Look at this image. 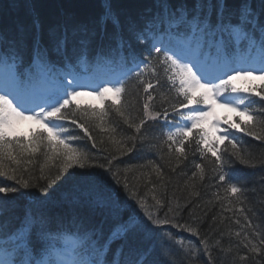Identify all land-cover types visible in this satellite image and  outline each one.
<instances>
[{"label": "snow or ice", "instance_id": "obj_1", "mask_svg": "<svg viewBox=\"0 0 264 264\" xmlns=\"http://www.w3.org/2000/svg\"><path fill=\"white\" fill-rule=\"evenodd\" d=\"M102 6L101 21L111 20L118 24L107 0ZM105 39V33L77 24L53 28L47 39L37 26L30 42L23 36L9 38L0 32V177L19 185V188L0 185V194H4L0 199L7 201L11 199L9 194L37 187L41 195L34 197L32 203L44 205L50 196L49 189L67 173L66 178H76L68 196L73 204L103 210L106 216L115 220V226L107 233L102 225L91 229L75 222L69 227L63 223L53 226L49 216L43 211L33 212L32 204H29L19 226L9 227L2 219L4 207L0 206V264H149L155 246L145 248L141 242L151 241L153 233L168 224L197 237L199 246L192 249V255L195 258L206 255L211 264V247L207 239L200 238L199 230L176 222L167 213L160 218L145 199H138L135 191L128 192L126 179L123 188L136 205H128L132 207V215L127 220L120 217V173L112 167L113 160L118 157L104 155L106 163L97 162L73 143L81 137L73 134L72 126L83 132L96 148L88 122L98 121L96 127L114 134V126L104 127L111 111H115L137 134L127 138L133 142L139 136L144 143L142 130L148 121H163L167 130L158 151L162 153L166 146L168 153L174 151L179 161L180 158L187 159V148L194 143L200 160L212 165L213 179L218 187L216 199L243 204L241 197L245 196L246 189L233 182L232 167L234 161L254 166L255 159L242 147L236 133L264 142V0H237L235 3L191 0V4L180 0L176 5L171 0H154L152 7L129 21L127 36L121 32L112 38L116 46L109 50L119 54L124 65H130L120 77L82 83L69 72L70 78L65 82L61 71L54 89L37 90L39 80L56 77L58 65L63 68L71 65L70 51L79 53L76 56L78 62L85 60L93 44L102 46ZM242 46L249 53L258 48L259 56L241 54ZM137 47L141 49L139 52ZM213 53L214 71L209 72L205 57H211ZM161 72L168 91H174L176 97L172 102L162 95L157 110L152 91L161 84ZM149 74L151 79L146 82L144 77ZM133 79L137 87L143 86L147 95L138 123L124 101L128 94L127 83ZM238 80H258L260 83L240 86L236 83ZM84 88L91 91L80 90ZM84 95L95 96L102 107H82L78 97ZM216 107L226 109L233 116L218 117ZM24 122H31L35 127L21 132ZM110 139L120 155L132 151L125 148V140H117L114 136ZM157 147L156 144L149 145L150 150ZM41 153L46 162L41 165L40 179L47 180L45 186L31 184L19 175L21 166L31 164ZM53 167L56 174L45 176V168L50 173ZM194 167L196 171L192 177L199 175L203 180L204 164L195 163ZM76 168L83 171L69 172ZM152 168L162 176L158 165L152 164ZM24 171H27L26 167ZM152 199L158 208L165 206L155 195ZM179 210V204L175 212L168 207L174 215L179 214ZM212 219L215 221L216 218ZM245 220L250 221V218L246 216ZM247 226L253 227L250 222ZM167 235L171 238L172 233ZM251 237L258 243L246 234L242 244L251 255H242L239 260L264 264V231H253ZM178 243L182 245V242Z\"/></svg>", "mask_w": 264, "mask_h": 264}, {"label": "trees", "instance_id": "obj_2", "mask_svg": "<svg viewBox=\"0 0 264 264\" xmlns=\"http://www.w3.org/2000/svg\"><path fill=\"white\" fill-rule=\"evenodd\" d=\"M19 5L20 0H16ZM61 4L62 13L57 11L54 2L55 0H48L47 3L41 7L38 0H35L36 6V14L40 21V23L44 22V15L47 16L49 22L53 26H59L61 19L67 16L69 11H73V16H83V13L89 11L95 7H99L100 0H56ZM114 7V13L118 16H121L119 10L123 8V5H127V7L136 5L139 7H135L134 9H130L129 11L134 14L137 10L142 8L143 1L142 0H110ZM189 4H191V0H187ZM230 2V0H229ZM64 11V14H63ZM89 13V12H86ZM22 23H26V29L30 27L31 22H29V18L25 15V11L22 10L20 13H17ZM41 16V17H40ZM67 18V17H66ZM73 19H66L65 24L73 23ZM72 21V22H71ZM3 19L0 16V28L2 29ZM75 23V22H74ZM109 24L106 22L104 29ZM117 26V25H116ZM118 34V31L115 32V35ZM139 50H141L139 48ZM163 73L161 72L160 79L161 84L159 87L152 91V95L155 97L154 107L159 110L162 102V95L166 96L169 101L174 102L176 94L175 92L168 91V85L162 83ZM145 81L151 79L149 76L144 77ZM155 81L153 80V83ZM136 81L133 80L130 83H127L128 94L124 96V101L126 106H128L131 114L136 117V122H139V118H142L143 110L142 106L144 101L146 100L147 95L143 92V86H136ZM167 106V105H166ZM255 107V106H254ZM107 123L104 127H115L116 132L109 133L103 132L99 127L95 125L98 124V121L90 120L89 127L91 131V135L94 137V140L97 144L96 148L92 147V141H89L82 132L81 139L74 141L73 143L85 151H93L102 153V155H115L119 158V152L116 150V146L114 144H110V137L114 136L117 140H125L127 142H132V140L127 139L132 136H136L137 134L124 123L123 119L116 114L115 111H111L110 115L107 117ZM163 129L164 127L156 122H147L145 128L142 130L144 139L147 140V134L153 132L156 133V140L153 139L151 144H156L158 147L156 148V153H160L158 148L161 144V141L164 139L163 137ZM238 134L242 133H236ZM138 145H140V137H137ZM261 142V141H260ZM264 143V142H263ZM251 144V143H249ZM107 149L105 152L104 150ZM250 149L253 151L251 153L254 156L253 164L254 166H246L239 163V161H234L232 172L235 174V181L238 185L244 187L246 189L245 196L241 197L244 201L243 204L233 201L232 205L228 203L227 200H222V203H217L216 194L218 192V187L216 186V181L213 179L215 173L212 170V166H205V178L203 180L199 179V175L196 178L192 177V173L196 171L192 160L189 159V155L195 150V144L193 143L191 147L187 148V159L180 158L179 161L176 159V154L173 151L172 154L168 153L167 147L163 146V150L168 154L162 153V156L165 157V161L159 164V168L162 171V176L158 175L156 171L153 170L152 164H154V160L152 158H145L136 155L137 164L134 163V156L129 158L130 163L132 164L129 168H126L122 171L120 176L121 184L118 188L122 189L127 195L128 192L135 191L137 192V188L140 187H149L146 189V197L152 199L153 195H155L158 199H161L164 202L163 208H158L159 213L157 215L160 218H164L167 213L168 217H172L176 222L180 224H188L193 228H197L200 232V237H204V233L206 231L210 232L214 236L211 238H219L225 237L228 239H232L233 237L237 238L236 242V252L238 250L243 251L245 249L243 247L242 235L246 232L247 235L251 237V233L253 231H264V145H251ZM96 160V159H95ZM97 161V160H96ZM117 160H113L115 162ZM142 164H141V163ZM124 164V163H123ZM157 165V164H156ZM13 167H15L13 165ZM25 166L22 165L20 169L19 175H22L24 179L29 180L31 184H39L41 186H45L47 184V180L40 179L41 177V169L36 173L32 172L30 167H26L27 171H24ZM175 169V170H173ZM236 169V171H234ZM77 171L75 173L81 172L83 170L76 168ZM96 171H99L98 169ZM70 172V171H69ZM73 172V170H72ZM51 174L54 176L56 174V170H49L46 168L44 175L48 176ZM125 179L128 182L129 189L126 192L123 188V182ZM61 180V179H60ZM60 180L56 182L50 189L53 190V187L60 183ZM2 184V183H1ZM3 185V184H2ZM5 186V184L3 185ZM19 187V185H18ZM28 189H36V192L39 191L37 187H30ZM26 189V190H28ZM30 193V192H29ZM216 193V194H215ZM4 194H0V198L3 197ZM220 195H222V191H220ZM40 194L37 193L36 197H39ZM50 201L54 200L53 198H48ZM170 202V203H169ZM47 208H44V213L50 218L53 215V210L57 209V202L46 203ZM180 205L179 214L173 215L176 211V205ZM24 202L20 201L19 210L11 215H20L24 209ZM35 206V203H32ZM58 205V204H57ZM223 205V208H222ZM241 205L244 209L240 211L235 210L234 207ZM171 206L174 209V212H169L168 207ZM252 209V211H249ZM4 214H7V206L4 207ZM8 215V214H7ZM250 218V223L253 226L252 229L246 228L247 225H243L241 223H246L245 217ZM213 217H215V221H213ZM239 223H236V221ZM91 221V220H90ZM91 225V222H88ZM94 224V223H93ZM258 226V227H257ZM173 228L170 224L163 225L161 229L156 230L153 233V239L160 241L167 237V228ZM240 232V236L235 235V233ZM173 233V232H172ZM210 235V234H208ZM207 235V236H208ZM207 236L204 238L206 239ZM254 240H257L254 238ZM232 245L230 242H227L225 246ZM224 246V247H225ZM161 259V258H160ZM157 262H153L154 264H161L159 260Z\"/></svg>", "mask_w": 264, "mask_h": 264}, {"label": "bare ground", "instance_id": "obj_3", "mask_svg": "<svg viewBox=\"0 0 264 264\" xmlns=\"http://www.w3.org/2000/svg\"><path fill=\"white\" fill-rule=\"evenodd\" d=\"M47 1L48 0H38L41 7H43L47 3ZM142 1H143V4L141 6L142 8L137 10L136 13L132 14L129 10L139 6L133 5L127 7V5H123V8L119 10L121 16H118L114 13L115 7L113 3L110 0H107V3L110 4L111 6L113 17L116 20H118L119 23L116 24L110 20L107 22L109 25L105 29H104L105 22L101 21L100 19L104 11V8L102 6L104 0L99 1V7H95L89 11H86L89 13L84 12L83 16L74 17L72 15L73 11L72 10L69 11L66 16L67 18L64 17V19L63 18L61 19L59 23V27H63L65 25L66 19L70 20L71 18L73 19L72 21H74L75 23L74 22L70 23L69 24L70 26L73 24L86 25L89 28H94L99 32L105 33L106 39L104 40L102 46L98 47V45L94 43L91 51L88 52L87 58L85 60L78 62L76 56L79 55V53L77 52L76 54H72L70 51V55L72 56L71 65L67 68H63L62 66L58 65L56 70L57 72L56 77L41 79L36 83V86L42 88L47 84L54 82L55 80L58 79L61 71L63 72L64 76H66L67 73L71 72L73 73V75H76L78 78H81L82 80H87L96 74L104 75V79L107 80H114L117 77H120L122 72L125 70V68L130 65H124V63L121 61L119 54L113 53L109 50L110 48H114L116 46L115 41L112 38L115 35V32H117V30L118 33L123 32V34L127 36V26L129 21L139 17L146 9L152 7L154 3V0H142ZM179 2L180 0H171V3L173 5H176ZM235 2H237V0H230V3H235ZM20 4L21 5H19L16 0H0V16H2L3 19V23L1 24L2 29L0 28V32H2L5 36L9 38L23 36L26 39H28V41L30 42L32 34L37 30V26L40 33L43 34L45 39H47V35L51 29L58 27V26H53L49 22L47 18V16L49 15H44L43 18L44 22L40 23L36 14L35 0H20ZM54 5L57 11H59V13H62L61 4H59V2L55 0ZM22 10L25 11V15L29 18L30 20L29 22H31V25L30 27H28V29L25 28L27 24L22 23L21 19L17 17L19 16L17 13H20ZM100 47H102L103 49L102 52H100ZM138 50L139 47H137V51ZM241 54L250 55L254 57L253 54L245 50V46H242ZM149 76L150 74L148 75V77ZM133 80L128 81V83L132 82ZM162 83L167 85L166 79L164 77H162ZM32 127H35V125H33ZM238 137L241 138L242 147L251 153H253V151L250 149L251 145H256V146L259 144L260 146L264 145L263 142L254 140L253 138L244 136L243 134L242 135L238 134ZM156 138H157L156 133L152 131V133L147 134V140L144 139V143H141L140 140V145H138L137 140H135L134 142L132 141L125 143V148H131L132 151L127 152L125 155L119 154V158L117 159V161L113 162L112 164L113 170L114 171L119 170L121 176L122 171H124L126 168H129L132 165L129 161V158L134 155H135L134 158L135 164H137L136 155L145 158L148 157L152 158L154 160L153 162L154 164L157 165L161 164L163 161H165V157L162 156V153L165 154L168 153L165 152L164 150L162 153L161 152L156 153V148H153L151 150L149 149V145L152 143V140L153 139L156 140ZM109 143L113 144L112 141H110ZM133 144H135V147H133ZM88 153L90 156L96 159L97 162L106 163V161L103 160L104 155H100V153L93 151H90ZM25 159H28V157H25ZM189 159L195 163H203L204 166L211 165L207 161H201L199 153L195 152V150L191 153V155H189ZM45 162H46L45 157L41 153L35 159H33L31 164H26L24 166L30 167L31 171L36 173L41 169V165H44ZM51 170H56V168L53 167L51 168ZM69 171L75 173V171L77 170L69 169ZM234 171H236V169ZM66 177H67V173L65 174L64 177H61L60 183L55 187H53L52 191H50L49 189L50 192L49 198L58 199L60 202L58 208L53 210L52 212L53 213L51 217L52 225L55 226L57 223H63L64 226L69 227L73 224V222H75L79 226L85 227L86 225V228H89L90 224L88 222H91L92 228H98L102 225L105 233H107L111 228L115 226L114 218H112L111 216H106L103 210L93 209L87 205L73 204L68 199V196L71 194L74 188L76 178L75 176L68 178ZM235 179H236L235 174L233 173L232 175L233 182L235 181ZM1 183L3 185L5 184V186H15L19 188L14 181L7 180L6 178L0 177V185H2ZM149 187L150 185L148 187L137 188V192H136L137 198L145 199L147 201V204L150 206V208H152L153 211L157 214L159 213L158 211L159 209L155 206V203L152 200L148 199L144 194L146 193L145 190L149 189ZM118 191L120 193L119 199H120V209H121L119 215L124 220H127L128 217L132 215V207H128V205H132L133 207H135L136 201L129 199L128 194L125 195L126 193L122 189L118 188ZM21 193H23L24 195H21ZM37 193L40 194L39 191L36 192V189H28V190L20 189V193L9 194V196L11 197L10 200L6 201L0 199V206L3 207L7 206L8 215L4 214L3 219L9 225V227L19 226L20 221L22 220L21 218H18L19 217L18 215L11 216L19 210L20 201L22 200L25 205H29L32 203ZM222 195H224L223 192ZM216 202L222 203L221 201H216ZM41 211H44L43 205L38 206V212ZM136 211L137 212L140 211L138 207L136 208ZM239 213H241V211ZM141 215L143 214L141 213ZM241 224L245 225L247 224V222ZM166 231L167 233L173 232L171 238L167 236L165 237V239H162L157 242L153 238L151 241L144 240L141 242L142 246L145 248L152 245L155 246L154 251L149 257V264H154L153 262L154 261L157 262L158 259L160 258L161 259L159 260V262H161V264H209L208 256L201 255L199 258H195L192 255V249L194 247L199 246V239L197 237L191 236L190 233L185 232L182 229L168 227ZM246 234L247 233L245 232L242 235L243 240ZM206 236L209 246L211 247V256H212L211 264H252L251 261L241 262L239 260L240 256L245 254L248 255L251 254L247 252V249H243V251L238 250V252H236L235 249H237L236 248L237 238L233 237V235H232V239H228L225 237L211 238V236L214 235L206 231L204 233L203 239ZM250 238L253 239L254 243H258V240H254V237H250ZM178 241L182 242L183 246L181 245V243H178ZM217 241H219V244L216 243ZM227 242H230V244L232 245L225 246ZM185 249H187L188 251H186ZM200 251L202 252L203 249L201 248Z\"/></svg>", "mask_w": 264, "mask_h": 264}, {"label": "rangeland", "instance_id": "obj_4", "mask_svg": "<svg viewBox=\"0 0 264 264\" xmlns=\"http://www.w3.org/2000/svg\"><path fill=\"white\" fill-rule=\"evenodd\" d=\"M236 83L238 84V85H240V86H243V85H251V84H259L260 82H246V81H241V80H238V81H236ZM88 98H90L89 100H87L86 102H85V104H87V105H91V106H93V107H99L100 105H101V103H100V101L97 99V98H95V96H88ZM89 101V102H88ZM215 114L218 116V117H231L233 114L232 113H230V112H228L226 109H223V108H219V107H216L215 108ZM246 192V191H245ZM235 208V210H238L239 211V209L240 208H242L241 207V205H238V206H236V207H234ZM247 223L249 224V221H247ZM247 224H245V226H246ZM246 228H248V229H252V227H246Z\"/></svg>", "mask_w": 264, "mask_h": 264}]
</instances>
